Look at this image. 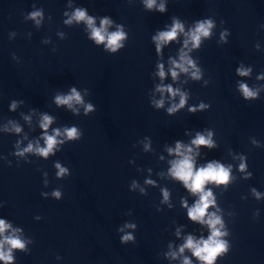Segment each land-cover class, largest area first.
<instances>
[{"label": "clouds", "instance_id": "clouds-1", "mask_svg": "<svg viewBox=\"0 0 264 264\" xmlns=\"http://www.w3.org/2000/svg\"><path fill=\"white\" fill-rule=\"evenodd\" d=\"M156 3V0H146V7L151 9ZM159 11L163 12L165 10V7L163 4L159 6ZM39 12H34L31 14L32 18H36L39 16ZM72 20H75L77 22L84 21L88 28L90 29L91 36L90 38L93 39L97 44H104L105 48L109 50L110 52L115 53L118 49L123 47V44L121 41H123L126 38L125 32L122 30V28L118 27L117 31L108 33L107 27L111 24V21L108 18H103L101 20V26L95 27L94 25V19L92 17H89L85 10L83 9H76L73 13V16L71 19L66 21V23H71ZM213 27L212 21H202L198 22L195 29L191 31L188 34L189 39L185 40L184 44L185 47H187L189 40L192 42L193 47H198L201 41V37H208L210 35V30ZM183 25L179 23L178 21L173 22V26L171 30L169 31H163L160 32L156 37L153 39L157 41V51L160 49L161 42L167 43L171 40H174L177 36L178 32H183ZM181 63H177L176 61H172V64L175 66V68L180 69L183 72H187L188 68L185 67V64L193 65V62L187 58L185 53H181L180 56ZM240 75H247V72L243 70H238ZM177 71L171 70V75L175 79L177 77ZM159 75L161 78L165 76V72L163 70V65H160V71ZM192 76L194 78H199V70L194 71L192 73ZM240 89L244 95L245 98H254L257 93L250 90L247 85L241 84ZM161 92L167 91L171 93L173 96L177 95L179 93V90H173L171 86H168L167 88H159L158 89ZM180 94V104L179 105H173L172 108L169 109V112L176 111L177 108L183 107L185 104L186 97L183 93ZM56 103L58 105H68L69 107L72 106V103L75 102L77 104L83 103L82 97L79 92L75 88L71 89V94L67 96H57ZM163 101H160L157 106H162ZM13 109L15 108V103L12 105ZM206 107L205 105L201 104L200 108ZM86 113L89 111H92V105L88 104L85 106ZM190 111H195V109H190ZM52 123V118L48 115H44L40 127L42 129H47L49 125ZM16 131H20L19 128L16 129ZM64 134L69 140H75L78 139L80 136V133L77 128L72 127L70 129H65ZM60 131L54 130L53 135H47L45 132L44 140H45V147H39L37 146L35 148V151L44 157H47L52 151L53 148L57 145V137L60 136ZM211 133L208 134V138H205V136L201 134H197L196 138L192 141V144L197 146H208L213 147V141L211 140ZM62 143V141H61ZM182 145L177 143L175 148V153L179 155L181 158L177 159L172 162V168L170 170L171 175L175 178L181 180L184 183V186L193 194H199V200L194 204L193 207L188 209V216L193 221H199L201 223H206L210 229V236L207 240L201 239L199 242H196L193 240L191 236H189L185 242V244L181 247V252L184 251L185 248L191 249L193 251V254L201 261L204 262V264H213V261L215 258L223 253L226 252L228 249L227 243L221 239L225 233H222L220 229L217 227V225H222V221L219 216L215 215V213L211 215H207V219H205V216L207 214V209L210 205L214 204V198L212 196L211 190L205 191V185L209 182H214L217 184L220 183H227L229 180V169L225 168L223 165L212 162L208 163L206 167H201L199 169L194 170V161L191 155H188L187 153H191L192 149L187 148L185 151H181ZM33 151V147L31 144L24 149V152H31ZM169 151H173L172 149H169ZM18 155H23V153H18ZM241 170L244 169L245 165L242 163L240 165ZM56 168L58 169L57 175L63 176L67 169L64 167H61L60 164H56ZM53 195L57 198L60 197V192L56 191L53 193ZM165 200L168 197L167 191L164 192ZM185 207H187V204L185 203ZM128 227H133V225H127ZM10 227L9 224L5 223L4 220H0V235H2L6 229ZM132 239L130 235H125L122 237L123 241H127ZM4 244L10 245V248L7 252L3 250ZM12 248H24V243L16 237L9 236L5 237L2 242H0V260H4L6 262H10L13 258L11 255V249ZM184 264H190V262L185 259Z\"/></svg>", "mask_w": 264, "mask_h": 264}]
</instances>
